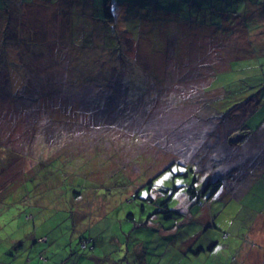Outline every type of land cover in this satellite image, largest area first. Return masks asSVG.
<instances>
[{
	"label": "rangeland",
	"instance_id": "obj_1",
	"mask_svg": "<svg viewBox=\"0 0 264 264\" xmlns=\"http://www.w3.org/2000/svg\"><path fill=\"white\" fill-rule=\"evenodd\" d=\"M34 1L38 2V8ZM86 1L95 2L94 14L93 8L84 0H57L55 3L52 0H8L10 11L0 8V43L3 46L0 48V70L3 64L18 69L17 75L0 71V81L4 75L9 77L5 92L0 88V135L5 144L0 147V247L4 250L0 262L29 264V261L25 262L28 252L35 255L34 258L37 255L43 260L49 258L53 262L54 259L56 264L69 262L73 251L77 258L88 251L82 244L87 243L91 232L104 233L103 228L108 224L115 231L120 226L130 228V221L125 218L128 212H134L141 222V214L144 218L149 217L159 199L172 203L162 210L168 206L171 209L176 203L177 208L189 211L193 203L189 192L180 190L182 187L178 193L172 189L159 192V189H163L162 184L173 182L171 175L186 169L190 178L178 174L174 184L191 181L195 171L190 169L194 164H197L200 182L208 174L212 176L223 169L232 173L228 175V182L239 173L234 168L239 162L236 158L227 159L222 166L217 165L214 158H208V162L207 158L203 162L195 160L191 155L196 149L192 138L198 150L205 151L207 141H198L204 137L198 129L214 128L224 120L214 114V123H211L212 101L210 106L205 105V100L220 94L218 89L211 88L215 81L225 83L241 79L243 77L236 76L243 75L240 71H244L247 85L264 82V14L257 25L258 19L254 21L252 13L244 22V26L250 27L252 43L258 42L259 46L247 48L249 56L246 58L228 60L229 66L226 63L224 67L228 70L215 77L216 67L224 66L226 60L222 57V48L217 45L221 40L217 37L211 43L212 36L230 34V27L236 22L230 20L225 24V20L228 21L225 14L230 8L244 7L246 0ZM106 5L114 15V22L105 20ZM260 6L264 11V3ZM35 15L34 30L25 24L22 29H17L21 24L18 27L10 24L12 29H7L9 20L23 23L27 17ZM39 17L51 20L50 30L41 32L39 28L37 32ZM67 23L69 27H63L62 24ZM126 32L129 37L138 38V42L124 43V47L133 53L130 58H125L128 55L119 46ZM241 37H244L243 33ZM110 47L117 50L114 52ZM115 64L124 67L114 71ZM235 66L242 70H236ZM114 81H118L116 86L120 87H112ZM237 82L238 97L250 95L252 88ZM236 87L228 85L227 89ZM110 93L111 101L115 93L119 94L118 100L111 106L104 104L102 107ZM21 95L25 97H19ZM38 105L43 110L51 106L50 113L56 118L60 113L65 114L63 120L56 119L66 121V133L61 134L66 141L63 147L56 149L54 143L48 147L43 145L47 137L30 123ZM243 108L240 105L236 112L242 109V113ZM234 111L231 109L227 116ZM59 125L62 129L63 125ZM68 134L73 136L67 137ZM221 134L225 137V132ZM239 138L238 129L229 146L235 145ZM263 139L264 122L242 149L246 153L242 158L248 161L247 165H242L245 169L252 168L254 150L259 148L256 141L263 142ZM210 142L208 149L214 155L213 146L209 148ZM6 147L16 150L11 151L10 162L7 160L10 151ZM19 166L22 167L20 175L8 179V173L20 170ZM169 167L171 169L164 171ZM214 167H218V171H213ZM47 173L49 176H45ZM155 175L154 187L150 188L146 183ZM231 185L219 192L225 193L224 196L212 203L199 204L198 209L194 206L192 211L198 213L203 222L209 223L212 219L216 223V228H209L219 237L227 264H231L226 253L227 243L235 240L239 243L240 238L242 242L235 255V264H264V165L255 167L241 182L238 179L234 184L235 191ZM138 186H141L139 194L131 201ZM149 196L154 201L146 202ZM142 205H146L145 212L141 211ZM30 211L34 216L28 218L26 215ZM106 212L100 226L90 227ZM152 217L149 224L160 229L155 221L158 215ZM181 222L185 224L186 220ZM243 224L246 229L239 231L240 235L234 233V225ZM175 229L173 231L177 232L178 227ZM220 229L226 230L227 235L228 230L232 231L233 235L228 239L223 235L224 239L218 234ZM186 233L184 230L176 237L181 238ZM40 235L48 236V239L45 237L40 241ZM142 235L149 242L150 235L145 236V230L138 234L140 239H144ZM46 248L48 254L44 253ZM153 248L154 245L149 243L148 260L158 262ZM134 249L132 246L125 258V245L115 241L107 247L105 238L97 235L96 251L106 259L100 264L106 261L138 264L141 259L134 255ZM171 249L162 261L159 259L161 263L208 264V255L201 254L189 260L184 253L191 249L187 252L182 247ZM192 256V252L187 254L189 258ZM210 257V261L216 258L212 254ZM87 262L91 261L80 264Z\"/></svg>",
	"mask_w": 264,
	"mask_h": 264
},
{
	"label": "trees",
	"instance_id": "obj_2",
	"mask_svg": "<svg viewBox=\"0 0 264 264\" xmlns=\"http://www.w3.org/2000/svg\"><path fill=\"white\" fill-rule=\"evenodd\" d=\"M24 1V0H23ZM28 1V0H27ZM32 1V0H31ZM57 0H52L53 3H55ZM70 2V1H69ZM84 2L88 5H90L93 8V14L95 13V2H89L84 0ZM34 3H36V6L38 8V2L34 1ZM107 3V2H106ZM264 2L260 1V0H246L245 1V6L243 7H238L236 10H231L228 9L227 14L228 15V21L225 20V24L229 23L230 20L233 22H236L234 25H232L230 27V34H225L223 36L220 35H216V36H212L213 40L211 43L215 42L214 38H219L221 41H217V45L220 46V48H222V57L226 60V62L222 65H219L216 67V72H214L215 77H217L218 74H220L221 72H225L226 70H228V67L224 68L226 63L228 64L229 61H239L240 59L246 58L247 56H249V54L247 53V48H250L251 45H257L259 46L258 42L256 44L252 43V39H251V34H250V28L249 26L246 27L244 26V22L245 20L248 19V16L251 15L252 13V17H254V21L256 19L255 24L257 25L259 23V20H261V16L262 14H264L263 9H261V4H263ZM71 4V2H70ZM0 8L4 9V11H10L8 8V0H0ZM57 8V7H56ZM202 8V7H201ZM207 10V9H206ZM211 10V8L209 7V11ZM231 10V11H230ZM24 11H22V15H23ZM63 14V13H62ZM105 20L108 22H114V15L113 13L109 10V6L106 5V11H105ZM255 14H257V17L254 16ZM94 16V15H93ZM12 17V15L10 16ZM37 17V15L32 16V18L27 17V21L21 23L20 21H16V22H12L11 20H9V26L7 27L8 30L12 29V27H10V24H13L14 27H18L19 24H21L20 27H18L17 29H22L23 28V24H25V26H27L29 29L34 30V20ZM96 17V16H94ZM9 18V17H8ZM7 18V20H8ZM98 20H102V17H96ZM176 18H178V15H176ZM51 20H45L43 18H38L36 20V23H38L39 26H37V32H39V28L42 29L40 30L41 32H44L46 29H51L49 27V25H51V22H49ZM179 22H181L179 20ZM180 24V23H178ZM63 27H69V23L67 24H62ZM213 27V26H212ZM45 29V30H43ZM215 30V28H213ZM72 30V29H71ZM217 32V31H216ZM65 35H68V33L65 31L64 32ZM127 34L125 35V37H123L122 39V43L119 44L120 49L123 51V53L127 54L128 56L126 57H133V53H131V51L129 50V48L127 49V47H124V43L127 44H131L130 42H138V38H134L132 35L131 37H129V33L126 32ZM242 33L244 34V37H241ZM169 39V38H168ZM167 39V45L169 44V40ZM241 39H244V41H241ZM8 39L6 41H4V43L7 45ZM150 42V41H149ZM1 44V43H0ZM176 45V43H175ZM2 44L0 45V48L2 49ZM6 47V46H5ZM111 48V47H110ZM5 49V48H4ZM166 49V48H165ZM243 49V51H242ZM261 48L259 47V50ZM111 50H113L114 52L117 50V48H111ZM176 55H178L179 53H175ZM253 55V54H252ZM24 58H21L20 60H22ZM119 59H122L121 57H119ZM229 60V61H228ZM22 65V64H21ZM116 65V66H115ZM113 65V69H115L114 71H116V69H122L124 66L123 65H118L115 64ZM3 68L0 71L3 72H9L8 74H16L18 72V69L13 68L12 66H9L7 68V65L5 66L3 64ZM229 66V64H228ZM239 66H235V69L238 70ZM15 69V70H14ZM242 69H239V71ZM244 70V69H243ZM246 71V70H245ZM242 73H244L241 76H236V77H243L241 79H237V80H233V81H229V82H216L214 84H212L211 88H216L219 90L220 94L218 96H214L211 97L210 99L205 100L206 103L205 105L210 106V102L212 101V115L211 118L209 119L211 123H214L213 117H215V115H219V117L221 119H224L222 124L221 123H217L216 126H214V128L208 129V130H202V129H198L200 136H206V139L203 137L198 141H201L203 143H206L207 141V147L205 151H199L197 148V143L196 141L192 138V143L194 145H196V149L191 153V155H193L195 157V160L197 161H201L203 162L205 158H207V162H208V158H214L216 159V163L217 165L220 164L221 166L223 165L224 161L226 162L227 159H231V158H236L237 160H239L238 163L235 164L234 168L238 169L239 173L236 176V178L230 179L229 182L227 181V179L229 178L228 175L232 174L231 172L228 173L225 172V170L223 169L220 172L217 173H213L212 176H208L210 174H208L204 180H202L200 182L199 180V175H198V170H196V165L194 164V168H191V171H195L194 173V177L192 178L191 181H188V183H183L181 185H175V176L178 174H182L184 176H188L190 178L191 175H189V170H185L183 173H174L173 175H171L172 181L169 184H162L161 188L163 189H159L160 191H168L170 189L176 191L177 193L180 190L183 191H187L190 193L191 197L193 198V203L192 208L185 212L183 210H181L180 208L176 207V203H173L172 208L170 209V207L168 206L167 209L162 210V207L166 206V205H172L171 201H162L161 199H159L158 201H156L157 207H155V209H153L152 213L149 215V217L144 218L143 214L141 218L142 221H138V217H136L134 212H128V214L125 216V218L130 221V228L128 227L127 229H125L123 226H120L116 231L112 227L110 228V224H108L107 228H103L104 233L100 232V231H93L91 232L89 238H87V246H93L97 235L103 236L105 238V243L107 244V247L112 246V244H114L115 241L120 242L121 245H125V250H127V252L125 253V258H127V254L128 252L131 251V247L135 246V249L132 250L134 255L138 258L141 259L142 264H164L161 263L160 261H162L163 257L165 255H169L170 252V248H172L171 250H174L177 247H182V250H184V252H187L188 250L191 249L190 252H192L193 256L192 258L187 257V254L189 255L190 252L184 253V256L186 259L189 260H193L196 257H200L201 254H205L206 256L208 255V257L206 258V262L208 264H227L228 262H225L226 257L223 255L222 253V248H221V241L219 239L218 236H214L213 233L210 231V228H216V223L211 219L209 223L203 222L202 219L200 218L198 213H195L192 211L193 207L195 206L197 208V206H199V204L203 205V203L206 202H213L216 198L224 196V194H219V192H221V189L224 188L223 190H226L228 185L232 183L231 187L232 190H234L233 188L236 186L234 184H236L238 182L242 181V179L244 178V176L247 177V175H250V172L252 170H254L255 167H259L261 165H264V139L263 142H261L260 140L256 141V144L259 146V148H257L255 153H254V163L252 164V168L249 170L248 168H244L242 165H247L248 161L243 160V156L246 155V153L244 152L245 145L251 141L252 138V134L253 132L257 131L262 123L264 122V82L261 81L258 83V85L254 86V85H247L248 80H247V73L244 71H240ZM8 74L5 76L4 75V79L0 81V88H2L3 92H5L6 86H8L7 84V79ZM250 76H255L252 73H250ZM120 80V78L118 77V81ZM215 80V79H214ZM117 81V82H118ZM237 81L243 82L245 83L249 88H252L251 93H249L250 95H248L247 97H245V94L240 98L238 97V88L236 87L237 84H239ZM114 81V84L112 87L115 86L116 87H120L119 85L116 86V83ZM214 82V81H213ZM254 84V83H253ZM228 85H234L236 88L233 89H227ZM114 88V89H115ZM35 94V93H34ZM118 95L115 93V97L112 101H111V93L109 95H107L105 97V99L103 100V104L102 107H104V104L111 106L113 105L117 100H118ZM223 95V97H221ZM16 98V96H14ZM19 97L24 98L25 96L21 95ZM36 97V96H34ZM32 100V97L30 98ZM217 100H220L218 102H216ZM253 101V102H252ZM216 102V107H215V103ZM32 103V102H31ZM251 104V105H250ZM240 105L243 108V112L241 113L240 111H237L238 108L240 107ZM53 106V105H52ZM51 107V106H50ZM50 107L47 110L48 106H46V110H43L41 107H39V105L36 108V111H33L34 115V119L30 122L31 124L36 126V129L41 130L44 132V136H46L47 138H45L46 140L43 141V145L45 147L48 146H53V143L56 146V149H58L59 147H63V144H65L66 141H64L61 138V134L66 133L65 132V128H64V123L66 121H59L56 120L57 118L63 120L65 118V114L63 115L62 113H60L59 117H55V114H51L50 113ZM245 107H250L249 109H246ZM233 109L234 114L227 116L230 112V110ZM215 114V115H214ZM23 115V114H22ZM234 115V116H233ZM233 116V117H232ZM241 118V119H240ZM240 119V120H239ZM18 120L19 119H15ZM44 121V122H42ZM56 121L59 124H62L63 127L62 129H60V125L56 123ZM231 121V122H230ZM235 121V122H233ZM226 122V123H224ZM42 123H45L44 125H42ZM224 123V124H223ZM59 125V126H58ZM239 129L240 132V138L238 139V142L235 143V145L233 146H229L230 143H232L231 141H233L232 136L234 134V132L236 130ZM216 130V131H215ZM225 132V137L222 136L221 133ZM198 135V134H195ZM73 136V134H68L67 137ZM50 140H52L53 142L49 143ZM206 140V141H205ZM2 136L0 135V147H4L5 144L2 142ZM197 141V142H198ZM208 141L210 142V146L209 148H211L213 146L214 152L215 154H210V150L208 149ZM48 145V146H47ZM189 146V145H188ZM7 148V147H6ZM7 152V160H9V162L12 159L13 153L11 151L16 152L15 149L10 148L8 149ZM212 150V149H211ZM243 152H242V151ZM204 152V154H203ZM253 152V151H251ZM20 170H15L16 172L12 173L9 172L8 173V179L9 178H14L17 174H19V172L21 171L22 167L19 166ZM171 169L166 168L164 171ZM218 167H214L213 171H218ZM162 171V172H164ZM161 173V172H160ZM52 174V172H51ZM50 174V176H51ZM215 175V176H214ZM45 176H49V174L47 173ZM35 178V177H33ZM156 178V175L151 177L146 184L149 185L150 188L154 187L153 186V180ZM23 179V178H22ZM45 179V178H44ZM233 180V181H232ZM231 181V183H230ZM226 184V185H225ZM234 185V186H233ZM141 186H138L135 189V194L131 195L133 198H131V201L134 198H137L136 194L138 195L139 193L138 190ZM182 187V189L180 188ZM180 188V190H178ZM213 188V189H212ZM235 191V190H234ZM234 191L231 193V195L234 194ZM168 195V193H167ZM170 195V194H169ZM176 195V194H175ZM136 196V197H134ZM171 196H168V199H170ZM229 198V197H227ZM152 202L154 201L153 197L149 196L148 198H146V202ZM118 206V205H117ZM198 209V208H197ZM145 210H147L146 205H142L141 206V211L145 212ZM157 214L158 218L155 219V221H158V225L160 227V229L155 228V225H150L149 224V220H153L152 215ZM196 214V215H195ZM29 215L34 216V213H32L31 211L27 213V217L29 218ZM107 215V212L100 218L97 220V222L93 223L90 227L95 226L96 224H99V222H101L104 217ZM189 215V218H188ZM161 217V218H160ZM144 218V219H143ZM214 218V217H212ZM166 220L164 223L161 222V220ZM186 220V223L183 224L184 221ZM199 221V222H198ZM181 222V223H180ZM180 223V224H179ZM187 224L189 225L187 227ZM157 225V226H158ZM177 225V226H176ZM100 226V224H99ZM98 226V227H99ZM178 227V231L174 232L173 230H176L175 228ZM210 227V228H209ZM234 233H237V235L239 234V231L246 229L245 224H243V226H237L234 225ZM92 229V228H91ZM145 230V236L150 235L149 237V242L148 240L142 235V237H144V239H140V237L138 236L139 233H144ZM184 230L187 232L186 235H183L181 238H177V234L180 232H184ZM140 231V232H139ZM237 231V232H236ZM226 230H219L218 234H221V236L224 237L226 236L227 239L229 237H231L233 235L232 231L229 232V235H227L228 233H226ZM84 236H81V238ZM133 237V239H131ZM223 237V238H224ZM85 238V237H84ZM225 239V238H224ZM147 240V241H145ZM133 241V243H131ZM242 242V238H240V242L238 243V240H235L233 242L229 241L227 243V248H226V253L227 255H229V258L231 260V264H235V255L237 254L238 250H239V245ZM149 243H151V245H154L153 251L157 254V260L158 262H150L148 260V254H147V248L149 246ZM102 244L104 245V241H102ZM165 248V249H164ZM219 249H221L220 251H218ZM228 249V250H227ZM216 256V258H214L213 260H208V258H211L210 255ZM160 259V261H159ZM130 260V259H129ZM121 261V260H120ZM205 262V261H204Z\"/></svg>",
	"mask_w": 264,
	"mask_h": 264
},
{
	"label": "crops",
	"instance_id": "obj_3",
	"mask_svg": "<svg viewBox=\"0 0 264 264\" xmlns=\"http://www.w3.org/2000/svg\"><path fill=\"white\" fill-rule=\"evenodd\" d=\"M32 215H29V217H31ZM44 235V234H42ZM40 235L38 237V240L43 241L45 239L46 236H42ZM37 240V238H35ZM46 239H48V236L46 237ZM53 244V243H52ZM88 251L82 253L83 256H79L76 254V251H73L72 256H71V261L69 262H63L61 264H80L82 261L85 260H90L91 262H95V264H100V262H104L106 259L104 257V255H101L98 251H96V240L93 244V246H87L85 247ZM48 252V248L45 249L44 253ZM4 253V250L2 249V247H0V255ZM32 253H27L26 257H25V262L29 261V264H56L54 259L53 262L48 258L46 260H43L42 258H40V256L36 255V259L34 258L35 255H31ZM48 254V253H47ZM73 257H75V261H73ZM23 257L20 258V260ZM107 258V257H106ZM24 262V263H25ZM91 262H87L86 264H91ZM117 264L116 262H108L106 261L105 264ZM0 264H9L8 261H1ZM10 264H17V263H10ZM26 264V263H25ZM122 264V263H121ZM138 264H142L141 262H138ZM160 264V263H158Z\"/></svg>",
	"mask_w": 264,
	"mask_h": 264
},
{
	"label": "built area",
	"instance_id": "obj_4",
	"mask_svg": "<svg viewBox=\"0 0 264 264\" xmlns=\"http://www.w3.org/2000/svg\"><path fill=\"white\" fill-rule=\"evenodd\" d=\"M82 245H83V246H86V245H87V243H85V242H84Z\"/></svg>",
	"mask_w": 264,
	"mask_h": 264
}]
</instances>
